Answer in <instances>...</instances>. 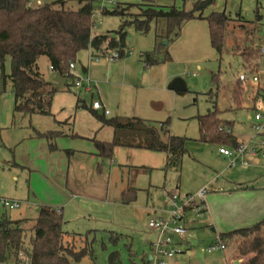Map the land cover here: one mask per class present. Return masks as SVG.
Instances as JSON below:
<instances>
[{
  "label": "rangeland",
  "instance_id": "obj_1",
  "mask_svg": "<svg viewBox=\"0 0 264 264\" xmlns=\"http://www.w3.org/2000/svg\"><path fill=\"white\" fill-rule=\"evenodd\" d=\"M35 1L36 5L57 0ZM196 1L96 0L98 6L93 16V32H111L120 24L119 16L101 14L102 6L111 10L118 3L122 4L124 18L128 19L144 10L147 4L175 5L190 10ZM75 3L71 1L66 6L76 8ZM124 3L137 4L127 6ZM258 8L261 19L256 21L255 11ZM216 11H224L228 15L220 54L210 44L205 19ZM198 14H202L203 18L185 22L180 36L168 44L169 61L145 67L139 56L154 47L153 25L146 34L128 26L125 54L114 60L106 56L110 51L96 57H91V49L77 52L74 70L78 76H88L91 83H96L98 93L93 91L94 98L102 95L109 111L108 117L137 116L168 120L171 133L196 140L188 141L186 153L177 168H166L164 152L123 146H114L111 159L102 158L101 161L97 158L99 165L88 163L87 159L80 161V157H72L68 179L72 181L75 174L79 173L75 169L79 164L84 165V172L81 181L76 183L81 192L73 191V198L69 199L78 206V214L85 211L86 217L65 224L63 230H68L70 234L65 235L63 244L69 250L83 251L86 255L78 262L71 261V264H110L112 252L118 253L121 264H145L142 255L147 251L149 240L153 239V235L148 234L147 211L152 214L151 210H156L157 213H163L164 218L168 217V192L178 190L180 194H196L201 188L207 187V199L211 191L227 182H235L256 186L264 197V148L261 147L260 150H263L255 155H246V164L238 161L231 166L230 159L218 152V145L198 140L196 120L197 115L214 110L212 102L207 100V93L210 89L215 90L211 75L219 73L216 108L220 116L234 122L233 134L243 143H248L252 138L253 120L248 116L253 115L258 95L264 98V70L261 68L264 67V52L261 51L264 50V0H213ZM249 48L261 51L262 58L258 59L256 71L259 83L254 85L246 82L242 99L244 107L232 109L231 91L237 74L246 72L241 53ZM37 66L46 80L52 78L45 56L37 59ZM68 71L69 77H65L64 84L62 82V86L53 94L52 115L23 116L15 112L8 78L0 93V198L20 201V207L12 209L5 208L0 202V215L5 213L10 219L25 220L23 226L26 228L28 248V238L32 234L31 227L38 209L43 205L61 207L68 201L70 192L64 186L70 154H65L64 150L49 153L46 146L39 143L41 139L34 137L32 127L45 131L55 128L56 120L68 118L62 130L67 134L77 132L79 136L60 139V143H68L75 149L93 146V138L105 141L112 139L111 128L100 127V123L81 108L78 99L82 98L88 104L90 94L81 93L73 86L75 74L70 68ZM9 73L10 60L7 58L3 74ZM89 134L91 139L86 137ZM253 140L255 146L259 147L260 137H254ZM51 163L55 165L53 171L49 168ZM69 186L72 187V184ZM127 187L136 190L135 197L128 199V202L121 196L122 189ZM263 218L264 215L257 221ZM196 219V224H190L194 229L193 235L183 238V242L176 245L179 252L169 259L168 264H232L235 259L239 262L246 260L248 256H239L237 250V243L244 241L243 238L235 235L232 239L219 240L218 232L228 231L220 230V218L217 215ZM185 226L188 227L187 222ZM235 227L243 228L242 225ZM72 231H75L74 234H71ZM219 241L224 244V249L217 247L207 251L208 246ZM231 254L233 258L229 259ZM19 257L17 264H28L23 253Z\"/></svg>",
  "mask_w": 264,
  "mask_h": 264
},
{
  "label": "trees",
  "instance_id": "obj_2",
  "mask_svg": "<svg viewBox=\"0 0 264 264\" xmlns=\"http://www.w3.org/2000/svg\"><path fill=\"white\" fill-rule=\"evenodd\" d=\"M32 1L0 0V72L4 87L6 78L11 82L14 111L23 116L52 115V97L59 90L39 71L37 66L39 56L47 57L53 71L64 78L69 77V64L74 63L77 52L91 49V56H103L108 51L117 50L121 57L125 54L126 28L132 26L137 32L146 34L153 25L154 47L139 55L145 67L153 66L170 60L168 44L180 36L185 22L203 18L202 14L196 15V13H201L213 2V0H198L193 3L190 10L175 5L147 4L144 10L128 19L124 18L122 4L118 3L111 10L102 6L101 14L117 15L121 21L114 31L96 34L93 32V16L98 6L95 4L96 0H57L36 5ZM71 1L76 2V8L66 6ZM124 4L131 6L137 3ZM255 12V20L259 21L261 19L259 8ZM205 19L209 28L210 44L220 54L228 15L224 11H216ZM260 52L257 48H249L241 53L245 69L252 72L258 70V59L262 58ZM7 58L10 60V73L4 75V63ZM211 81L215 83V90L208 91L207 100L212 102L214 110L196 116L198 140L237 148L241 140L233 134L234 122L222 118L216 108L220 88L219 73L212 74ZM244 88V83L237 79L231 91L232 109L244 107L242 102ZM78 101L81 108L87 110L101 127L108 126L112 130V139L109 141L92 139L101 158L111 159L114 146H123L164 152L166 168L179 166L186 153L187 138L171 134L168 120L154 122L140 117H107L104 113H99L90 105H86L83 99ZM67 120L68 118L62 121L56 120V127L45 131L32 127L33 135L45 138L48 150L55 151L57 137L78 136L75 133H64L62 125ZM66 153L70 154L71 150H66ZM135 194L134 188L127 187L122 191L121 196L128 202V199H133ZM34 220L31 227L32 234L28 238L30 246L28 248L26 228L23 226L25 220L10 219L5 213L0 215V263L17 264L21 253L25 255L28 264H71V261L78 262L86 255L83 251L69 250L63 244L67 232L63 230L64 220L61 212L51 206L43 205L38 209ZM235 235L244 239L237 243L238 254L248 256L238 264H264V218L251 226L222 232L219 234V240L232 239ZM109 263L121 264L117 252L110 254Z\"/></svg>",
  "mask_w": 264,
  "mask_h": 264
},
{
  "label": "built area",
  "instance_id": "obj_3",
  "mask_svg": "<svg viewBox=\"0 0 264 264\" xmlns=\"http://www.w3.org/2000/svg\"><path fill=\"white\" fill-rule=\"evenodd\" d=\"M103 2V0H99ZM262 52L264 50L261 49ZM108 59L114 60L119 57L117 50H112L106 55ZM92 57V56H91ZM96 57V56H95ZM98 60V58H95ZM69 68L73 73L74 63L69 64ZM52 69V66H50ZM237 79L242 83L251 82L256 85L259 83V76L257 72H252L246 69V72H239ZM73 86L77 88L81 93L90 94V106L96 111H102L104 114L108 113V109L102 103L100 98H94L93 91H97L96 83H91V79L86 76L84 78L75 75ZM262 95H258L255 99L253 115L250 118L253 120L252 128L253 133L248 143L241 142L237 148H230L227 146H219L218 152L230 159V165H235L238 161L242 164H246L245 156L255 155L262 151L264 148V98ZM82 99V98H81ZM229 132L230 129L228 128ZM259 138V147L255 146L253 138ZM262 150H260V148ZM207 192V187L201 188L196 194H180L178 192L169 193L167 199L169 201V216L164 218L150 217L148 219V227L151 232L156 233V237L151 245L149 254L145 258V264H168L169 259L177 256L179 250L176 249L178 243L183 242V238L190 235V228L185 226V215L188 211L194 213L196 216H204L206 206L204 203V196ZM0 202L5 208H18L20 207V201L9 198H0ZM219 247L224 249L223 243L216 242L207 247V251L210 252L213 249Z\"/></svg>",
  "mask_w": 264,
  "mask_h": 264
},
{
  "label": "crops",
  "instance_id": "obj_4",
  "mask_svg": "<svg viewBox=\"0 0 264 264\" xmlns=\"http://www.w3.org/2000/svg\"><path fill=\"white\" fill-rule=\"evenodd\" d=\"M38 2H40V1L37 0V3ZM32 3L35 4L36 1L33 0ZM39 58H40V56L37 59H39ZM45 58L49 64V69H50L51 65L49 63V60L47 59L46 56H45ZM167 61H169V60H167ZM261 68L264 70V67H261ZM50 71L52 72V78L49 81L54 83L55 74L57 72L53 71L52 69H50ZM73 73L75 75H78V73H76V71L74 69H73ZM64 79L65 78L62 77L63 83L65 82ZM61 86H62V84H61ZM176 89L178 90L179 87L177 86ZM101 96L102 95L100 94L99 98L102 101V103L104 104ZM86 105H90V104L88 103ZM105 107H106V105H105ZM97 112L102 113L101 111H97ZM108 113H109V111H108ZM108 113L105 115L107 116ZM125 117H137V116H125ZM248 118H250V116H248ZM65 119H67V118H65ZM65 119H63V120H65ZM147 120H150V119H147ZM151 121L161 122L160 120H154V119H151ZM74 122H75V120H74ZM74 133L78 134V136H79V133H77V132H74ZM170 133H171V131H170ZM171 134H173V133H171ZM71 137L72 136H69V135L57 137L56 138L57 150L52 151V152L48 150V145H47L46 139L43 137H38L39 139H41V142H39V143H43V145L46 146L48 152L51 154L52 153H58L60 150H64L65 151L64 153L66 154V150H71V153H70L71 157L69 156L67 158L68 159V169L66 171V179L64 182L65 188L70 190L69 196H68V201L64 202V205H62L61 207H58V206L54 207L58 212H61L62 217L65 221V223L63 225V229H64L65 224L68 221H76L77 222V221L81 220L82 218L86 217L85 211H83L81 215L78 214V206L74 205L71 202V199H69V197L73 198V195H74L73 191H76V192L80 191L81 192V188L76 183H78V181H81L82 175L84 172L83 171L84 165L79 164V165L75 166V169H77V171L79 173L75 174L76 177L74 176L72 181L68 179L69 178V166L71 164V158L74 156L80 157V161H82L83 159H87L88 163H94L95 165H99V163L97 162V158H98V160L102 161V158L98 155V152H97L94 144H93V146H90L87 149H75V148L71 147V145L68 143H64L65 145H61L60 139L71 138ZM86 137H88L87 139H91L90 134ZM186 138H187V140L185 141V148H186L189 140H196V138H194V139L189 138V137H186ZM42 141H44V142H42ZM127 148H131V147H127ZM72 150H73V152H72ZM96 152H97V154H96ZM76 153H79L78 154L79 156H76ZM42 156H44V154ZM66 157H67V155H66ZM61 163H64V162L61 161ZM54 167H55V165L52 163L49 165V168L52 171L54 170ZM69 181H71V182H69ZM70 184H72V187L69 186ZM124 189L125 188H123L122 190H124ZM174 192L179 193L178 190H174V191L168 192V194L174 193ZM121 193H122V191H121ZM261 193L262 192L257 190L256 186L250 187L249 185H243L241 183H235V182H227L222 187H219V188L211 191V194H209L207 196V199H206V196L204 198V203L206 206V211H205L204 216H196V215H194V213H192L190 211H188L185 215L186 216L185 217V224L187 222L188 227L190 228V235H193V233H194V231H193L194 229H193V227L190 226V224H193V225L196 224V222H195L197 220L196 218H201V217L203 218L205 216L209 217L210 215H217L220 218L219 219V224H220L219 227H221V229H220L221 231H232V230H235L234 229V228H236L235 226H239V225H242V227L250 226L249 224L256 222L259 218H261L264 215V197L262 196ZM29 208L30 207H28L27 209H29ZM73 208H74V212H73ZM65 210H66V213H64ZM151 211H152V214H151V212L147 211L148 212L147 213V216H148L147 217V223H148V219L150 217H152V216L159 217V216L163 215V213H160V212L157 213L156 210H151ZM190 214H192L191 217H190ZM88 216H90V215H88ZM92 226H94V225H92ZM147 226H148V224H147ZM92 228H94V227H92ZM65 232H67L68 235L70 234V233H68L69 232L68 230H66ZM74 232L75 231H72L71 234H74ZM219 233L220 232H218V236H219ZM148 234H152L153 239L149 240L147 251H145L146 253H143V255H142L143 263L145 262L144 258H146V256L149 254L150 249H151V245H152V243L156 237V233L151 232L149 227H148ZM239 256H242V255L239 254ZM242 257H244V256H242ZM231 258H233L232 254L230 255L229 259H231ZM235 260H233V263Z\"/></svg>",
  "mask_w": 264,
  "mask_h": 264
},
{
  "label": "water",
  "instance_id": "obj_5",
  "mask_svg": "<svg viewBox=\"0 0 264 264\" xmlns=\"http://www.w3.org/2000/svg\"><path fill=\"white\" fill-rule=\"evenodd\" d=\"M61 84H62V76L59 74V73H56L55 74V78H54V83L53 85L56 87V88H60L61 87ZM4 90V83H3V78L1 77L0 78V93L3 92ZM239 261L238 260H235L234 261V264H238Z\"/></svg>",
  "mask_w": 264,
  "mask_h": 264
}]
</instances>
